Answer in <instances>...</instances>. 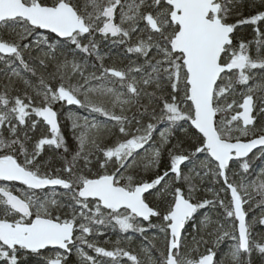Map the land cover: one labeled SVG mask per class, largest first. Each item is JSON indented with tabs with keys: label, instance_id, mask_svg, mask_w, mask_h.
<instances>
[{
	"label": "snow or ice",
	"instance_id": "1",
	"mask_svg": "<svg viewBox=\"0 0 264 264\" xmlns=\"http://www.w3.org/2000/svg\"><path fill=\"white\" fill-rule=\"evenodd\" d=\"M253 160L264 0H0V264H264Z\"/></svg>",
	"mask_w": 264,
	"mask_h": 264
},
{
	"label": "trees",
	"instance_id": "2",
	"mask_svg": "<svg viewBox=\"0 0 264 264\" xmlns=\"http://www.w3.org/2000/svg\"><path fill=\"white\" fill-rule=\"evenodd\" d=\"M243 35L251 38L252 28L249 27V26H244L243 27ZM103 47H104L105 51L109 50V46H103ZM110 50L112 51L113 55H115L117 52L121 51L120 49L114 48V47L111 48ZM72 111L76 112L75 110H72ZM79 113L81 115H87V113L83 109H80ZM100 119H103V118L101 117ZM61 127H62V132L65 134L66 139L69 142L70 148H75V141L73 140V137H72V132H71V129H70V122L67 121V120H63L62 124H61ZM261 162H262L261 160H253L252 161V165H253V167H258L261 164ZM215 187L218 188L219 185H215ZM209 198H210V194H209ZM258 199H259V197H255V199L253 201V209L249 213L250 217L253 214H255L256 216L260 215L261 210L259 208L255 207V202ZM245 207L247 208V205ZM212 215H213V218L215 219V216H216L215 210L212 213ZM101 231L104 234L103 235H99V236L96 237L97 242L100 244V246H104V247L108 248L109 250H111V248L113 247V243L112 242L115 241L118 237H120L121 234H119L117 231L111 230L110 228L109 229H101ZM152 231H155V230H152ZM254 232H264V225L257 224L256 227L254 228ZM151 234H152V232L148 233V235H151ZM130 235H133V234H130ZM141 242H142V238H140L138 234H134L131 245L130 246L125 245V246L126 247H130V249L135 254H137L139 256V258H140V247L139 246H140ZM222 248H223V245H221L220 248L218 249V255L220 254V250ZM90 254L94 255V253H91V252H90ZM71 259L76 261L79 258L77 259L75 257V255H74L73 257H71ZM104 259H107V258H104ZM123 260L127 261V258H123ZM252 260H253V264H261L262 257H261V255L259 253L254 252L253 256H252ZM127 264H132V262L131 261H127ZM142 264H146V263L142 262Z\"/></svg>",
	"mask_w": 264,
	"mask_h": 264
},
{
	"label": "rangeland",
	"instance_id": "3",
	"mask_svg": "<svg viewBox=\"0 0 264 264\" xmlns=\"http://www.w3.org/2000/svg\"><path fill=\"white\" fill-rule=\"evenodd\" d=\"M262 163H264V162H261V164L260 165H262ZM259 165V166H260ZM228 243L229 242H225L224 244H223V248L220 250V254L219 255H222L223 254V252H225L226 250H227V246H228ZM76 257V256H75ZM77 259H78V257H76ZM140 258H141V260H142V262L143 263H146L147 264V259H146V257L144 256V254L140 251Z\"/></svg>",
	"mask_w": 264,
	"mask_h": 264
},
{
	"label": "flooded vegetation",
	"instance_id": "4",
	"mask_svg": "<svg viewBox=\"0 0 264 264\" xmlns=\"http://www.w3.org/2000/svg\"><path fill=\"white\" fill-rule=\"evenodd\" d=\"M71 110H75L77 111V108L75 106H71ZM62 124V123H61ZM61 130H62V127H61ZM3 182H0V184H2Z\"/></svg>",
	"mask_w": 264,
	"mask_h": 264
}]
</instances>
